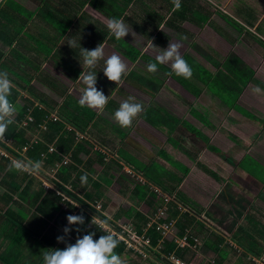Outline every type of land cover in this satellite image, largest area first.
<instances>
[{
	"label": "crops",
	"instance_id": "1",
	"mask_svg": "<svg viewBox=\"0 0 264 264\" xmlns=\"http://www.w3.org/2000/svg\"><path fill=\"white\" fill-rule=\"evenodd\" d=\"M67 3L76 5L75 7H77L80 13H86V20L93 30V38H88V43L90 44V48L88 47V49L92 50L99 44H102L105 49V59L112 53H116L128 64V75L124 77V82L126 87L131 90V93L128 90L127 92H129L132 97L138 94L137 96H142L146 100H150V98L155 97L156 93L161 89H163L161 91L165 95V101L163 102H155L152 104L149 101L147 104L141 103L144 107L143 112L139 114L142 124L137 128L141 136L140 138H135L132 134L124 131L121 126L117 127L116 124L106 126L95 118L89 122H87V119L80 118V115L89 118L92 113V109H90L89 116L87 114L88 112L86 113L85 110L80 112L83 109H81L77 101H79L81 94H77V89L72 87L73 85L79 84L86 88V85L83 84L81 79L76 83V80L82 72L79 70V67L83 64V58L77 60L79 64L75 71L66 73V78L69 80L72 79L71 81L74 82L73 85L69 86V92L60 88L61 82L67 84V80L63 79V77L55 83L51 82L49 85L48 83L45 84L46 89L51 93L62 94V92L66 91V95L60 101H55L51 97H46V105L50 108V111L56 110L60 119L65 121L69 120L73 123V128L69 125H66V127L74 130L76 142L83 139L87 147L101 152L104 155L103 159H105V151L100 148L102 146L106 147L109 145V153L111 154V152L114 151V154L118 155V157L115 158L112 156L110 160H108V162L110 161V167L104 166L106 169L103 168V165L100 164L99 166L97 164L98 167L94 170V174L86 168L87 166L83 167V164L79 165L92 179L93 177H95V180L103 177V181L100 182L103 190L100 189V192L104 195L95 199L94 203H91V205L107 218V223L104 224L103 228L106 234L111 230L118 231L117 227L121 224L133 225L132 218L135 214L132 212L129 220H124L122 218V211L134 209L141 212L143 205H146V203L143 199H140L139 196L149 189L150 183H153L149 181V178L162 180V183H158L157 186L161 184L166 188L164 190H167L166 185H173L176 177L183 178L186 175L188 176L190 170H192L194 175V187L196 189H201L204 194L209 185L211 186L210 189H212L211 202L207 203L206 200L201 197L202 199L200 198V201H194V204H192L193 208L195 207V209L202 210L200 203H203L207 207L209 206L210 210H212L211 219L217 223H221V218L232 219L229 211H233L232 207L237 204L238 197L241 193V191L234 186V183L237 184L240 182L244 184V181L252 180L253 183L259 185L260 189L263 188V182L258 178L259 174L254 168L242 167L241 164L246 154H249L254 161L264 166V135H261V132H264V119H262L264 118V88L262 87L264 86V0H180L181 6L179 9L174 7L173 0H47L45 4H40V0H0V64L4 65L5 62L11 64L13 60L18 62L16 58L21 54L26 57L29 63L38 66V62L42 61L44 57L38 54L39 50H35V48L32 50L25 48L26 45L18 38L19 35L22 36L24 34L25 30L23 27L14 37L12 33L15 29V31H18L20 23L25 26L24 24L27 21H35L37 32L39 29V33L46 32L48 24L44 23L41 19L42 16L38 15V11L40 9L43 11L53 10L51 13H54L57 11V7L63 9ZM14 5H17L20 13L13 10L11 11ZM30 5H34L33 10L27 9ZM22 10L29 11L31 15L25 17V12ZM17 18H19V20ZM113 18L122 19L130 30L129 34L122 40H116L107 28V22ZM22 20H24V22ZM17 22L19 25L15 27V23ZM65 35L66 40L63 37L61 43L67 42L68 38L70 39L69 33ZM72 40L78 41L77 35L72 38ZM170 41L172 43L182 44L180 49L181 55L193 70L195 66L205 68L214 75L219 69L222 75V81H224L225 78H234L232 81L237 84V87L242 85V82L240 83V76L242 74L246 73L247 70L253 73L252 79L255 81L249 80L247 82L242 88L237 100L240 102V97L243 95L244 104L246 106L253 105L255 114L249 113L237 105V103L236 105L239 109L229 108L222 103L217 96H214L208 91L206 86H203L197 81L194 75L191 77L192 80L177 75L174 77V80L190 94V97H194L203 104V113L207 112L208 115L212 114V116L220 119V121L224 123L225 126H218L216 144L210 142L209 135L205 133V127L212 128L214 126L203 114L198 115L194 112V119H197L201 123L200 126L194 125V127L200 131L202 136H192L191 134L189 135L188 132L186 133L187 130L185 125L180 123L185 120L178 119L172 112L174 104L172 103V98L169 97L171 95V93H169L170 91H167L165 87H161V83H164L162 82L163 76L161 78L157 76L156 78L152 75L147 77L132 70L137 61L141 62L142 60L146 65L149 63H157L155 59L156 55L160 51L166 49ZM17 42L22 44H18V46L14 48L11 47L12 44H16ZM63 50H65V48ZM133 51L136 53L139 52L138 57L134 61L130 58L134 55L132 54ZM29 53H33L37 60L31 58L30 55H28ZM232 55L234 59L231 58ZM44 59L46 60V58ZM44 66L47 65L43 64V67ZM48 67L53 68L51 66ZM104 67V60H101L95 69L83 67V70L85 72L86 69L87 72L94 71L97 74V85H100L101 88L108 89L109 94H111L114 82L109 81L104 75ZM169 67H171L170 63L163 65L157 63V68L160 71L162 70L167 73L171 70ZM231 67H238L240 69L241 73L238 77L232 75V72L229 70ZM160 71H158L159 74ZM36 73H38V70ZM225 74L226 76H231L226 77ZM70 75H72L73 78H70ZM178 78L181 79L179 80ZM221 78L217 80L221 81ZM194 79L197 82L196 85L194 84ZM144 80L145 83L148 84L147 86L143 84ZM183 80H185L183 83L198 87L201 90L199 95L196 96L194 94L193 88L185 87L182 84ZM169 81L172 82L173 80L169 78ZM57 83H59V85H57ZM155 87L157 90L154 92V96H152L150 92H152ZM256 87L262 90L261 93H253L252 90ZM97 88L100 90L99 87ZM214 88L218 89L219 93L224 95V87L218 86ZM166 95H168V97ZM169 99L171 100L170 104L168 103ZM216 103L219 105H215ZM72 109H76L80 113L76 114ZM151 109L155 111L159 110L165 117L169 116V118L173 117L178 119L175 127H171L169 123H166L170 120H164L165 122H163V120L154 117L153 113H150V116L145 118L143 115L145 114L144 112L150 111ZM257 111L263 112V115L257 114ZM248 114L255 117V119L249 117ZM75 115L78 116V119L75 118ZM106 116L108 119H114L113 114L110 112H107ZM203 117L208 119L207 122L202 121ZM105 131L107 134L102 136L101 133ZM115 135L121 140H124L128 145L125 148L120 147L116 150H110V144L111 146L113 145L114 139L112 138L115 137ZM180 135L183 138H180ZM89 136L93 137L95 140L89 142ZM186 140L196 145L194 155L184 151L186 150L184 147L185 145L183 146L180 141L185 142ZM154 143L160 144L158 145L160 149L157 152L150 147L154 145ZM209 145L214 146L218 151L215 152ZM168 147L169 149H167ZM82 154L85 153L80 152L79 158L82 162H86L87 154H85L84 157L81 156ZM137 156H142V158H138ZM183 158L194 161V169H191V167L189 168L187 162L184 161ZM199 163L208 167L215 175L210 174ZM112 164H114V166ZM183 166L189 168L185 175L183 174ZM130 167L138 173L136 174V172H134V174H130L126 172ZM110 168H112V172H109L108 169ZM119 168L121 169L119 170ZM47 171H49V169ZM126 173H128V175ZM28 176L34 184H41L44 191L49 192V189L44 187L41 181L51 182L47 181V179L44 180V178L38 175L35 176L36 179L29 174ZM172 177L173 180L168 179ZM105 180H110V182L107 181V183H105ZM164 182L166 185L163 184ZM153 184L156 185V183ZM185 184L188 185L187 182ZM89 186L90 184H88V187ZM160 188L162 187L160 186ZM201 190L199 196H202ZM4 192L7 191L0 185L1 217L5 210H16L17 207H19L23 210L22 212L26 214V216L21 219L22 222L33 213L46 222L45 226H53L55 215L60 214V210L58 209L51 218L43 217L36 209L35 203L30 206L28 201L18 200L15 192L11 193L10 201L4 205L2 203L3 198L1 197ZM72 210L68 214L76 215V212L81 211V208H75L76 212ZM155 213L156 212H148L151 216L155 215ZM60 215L62 216V214ZM248 215L250 214L246 213L245 219ZM95 218L100 222L106 220L98 216H95ZM64 219L65 223L62 225V229L68 225L66 217ZM231 224L232 228L230 227V231L228 230L227 232L230 237L234 235L238 226L243 225L240 221L236 222V224L234 222ZM150 225H147V227ZM44 230L45 228L42 229V232ZM145 230L146 228H143L141 234L144 235ZM222 232L221 235L225 234L226 229L222 230ZM79 233L78 236L80 237L87 234L86 230ZM218 236L220 237L216 239L218 241L227 239L223 235L220 236V234H218ZM77 237L72 236L74 239H77ZM174 241L177 245H180L178 239L175 238ZM191 242L192 244L190 243V245L194 247L195 240L191 238ZM148 248L147 246L146 254H142V258H139L134 252L125 247L127 252L125 251L126 253L121 255V258L126 264H171L160 259L161 256L159 258L154 253H150ZM158 248L159 245L153 247L154 250L156 249V252H159ZM147 253H149V255H147ZM219 253L220 255L218 252L215 253L216 257L214 258H212L213 253L207 256L213 260L215 258L221 260L223 256V260H225L227 251L225 252L224 249L219 248ZM193 258L194 253H192V259ZM239 261L240 260L235 261L234 264H242L241 261ZM219 264L222 263L219 262Z\"/></svg>",
	"mask_w": 264,
	"mask_h": 264
},
{
	"label": "trees",
	"instance_id": "2",
	"mask_svg": "<svg viewBox=\"0 0 264 264\" xmlns=\"http://www.w3.org/2000/svg\"><path fill=\"white\" fill-rule=\"evenodd\" d=\"M46 1L47 0H40V4H45ZM75 6L76 5H71L70 3H67L63 9L56 6L57 11L54 13H51L49 10L43 11L40 9L38 11V15H41V19L44 21V23L48 24L47 31L39 33V29L37 36L31 31H25L23 34L27 39L39 38L38 40H34V42H27L25 47L26 49L32 50L35 48V50H39L38 54L42 55L44 58L47 56H51L49 57L50 59L55 58L56 62H58L65 69V72H72L77 69V65L79 64L77 60L82 58L80 55L81 48H90L88 38H93V30L86 20V13H80ZM12 10L20 13L17 5L12 6L11 11ZM22 11L25 12V17H29L31 15V13H29L27 10ZM43 17L46 19H43ZM22 27L23 24L20 23L18 31H15V29L12 33V36L14 37ZM66 33L70 34V39L68 38L67 42L61 43V39L63 37L66 40ZM76 35L78 40L76 41L77 47L73 49L69 46L68 42ZM64 48V52L61 51V49ZM134 52L135 51L132 53L134 55L130 57L133 61L138 57L139 53ZM231 58L234 59V56L232 55ZM16 59L18 62L13 60L11 64L9 62H5L4 65L0 64V71H6L9 74V78L12 80V83L14 84L12 95L9 97V99L18 109L15 116L16 123L11 125L9 131L6 133V139L9 141L10 145L0 142V148L5 151V154H0V185L3 186L7 191L1 196L3 198L2 203L4 205L8 203L11 199V193L15 192L18 200H26L29 202L30 206L35 203L36 209L43 217L51 218L58 209L60 210V214H62V216L60 214L55 215L54 225L45 226L46 222L33 213H31L29 218L22 222L21 219L26 216V214L23 213V210L19 207H17L16 210H5L2 214V217L0 215V221H2L0 222V264H44L43 253L45 251H53L54 248L63 249L67 246L66 242H58L56 237L58 235H64V232H62L61 229L62 225L65 223L64 218L67 217V214L72 209H74V207L67 203L68 209L66 211H62L59 205L61 198L60 195L56 194L53 190L45 192L41 184H34L27 173L9 171L8 165L11 163V158L25 161H42L43 168L39 173L40 176L44 179H47V181L51 182L52 185L58 188L61 192L82 205V214L85 216L86 221L85 225L81 226V231L86 230V233L94 232V239H98L101 235H106V232L102 228L90 223L93 216H98L107 220V218H105V216L100 211L91 205V203H94L95 199H98L104 195L102 192H100V189H103L99 181L92 179L89 176L87 185H82L80 176L85 172L79 165L83 164V167L87 166L86 168L91 172H94L96 167H98L97 164L99 166L100 164L103 165L104 169H106V167H110V165L104 162V155L101 152L87 147V144L83 139L76 142V134L74 130L66 127L67 124L73 125L71 121L60 119L58 117L59 114H57L56 111L55 113L57 115L54 113V120L49 117L52 111L50 112V108L46 105V97H51L55 101H60L66 95V91H61L62 94L51 93L48 89H46L45 84L48 83L49 85L51 82L55 83L63 77V79L67 80L68 86H71L74 83L71 81L72 79H67V74L61 75L54 67L49 68L48 66H44L47 74H37L36 72L38 70V66H34L33 63H29L26 60V57L19 54ZM229 70L235 77H238V75L241 73L238 67H231ZM193 75L195 79L197 78V81H199L203 86H206L208 91H210L214 96H217L222 103L227 105L229 108L236 109L239 108L235 104V101L240 95L242 88L249 80H253V73L250 70H247L246 73L240 76V83L242 82L240 87H237V84L233 83L232 79L234 78H225L224 81H222L223 79L221 78L222 75L219 72V69L213 75L207 69L195 66ZM230 76L231 75H228L226 77ZM218 78H221V81H218ZM178 79L180 80L181 78ZM183 82H185V80L182 81V84L187 88H193L194 94L196 96L199 95L201 90L198 87ZM143 84H145V86L148 85L145 83V80ZM57 85H59V83H57ZM218 86L224 87V95L220 94L219 90L214 88ZM156 87L152 90V92H150L152 96H154V92L157 90ZM262 87L264 88V86ZM18 99L22 100V106H18L16 104ZM81 109L85 110L86 113L88 112L87 114L89 116L90 108L81 107ZM72 111L76 114L82 112H78L76 109H72ZM150 111L144 112L145 114L143 115L145 118H148L150 113H153L154 117L163 120V122L170 120L166 123H169L171 127H175L176 123L178 122V119L173 117H165L159 110L155 111L151 109ZM91 112L92 113L90 114L89 118H85L81 115L80 118L87 119V122L93 118L97 119L96 113L93 110H91ZM248 116L255 119V117L251 116L250 114H248ZM28 117L30 119H27ZM75 118L78 119V116L75 115ZM21 120H24V124L20 126L19 122ZM207 120L208 119L205 117L202 118L203 122H207ZM180 123L185 125L189 135L202 136L200 131L190 123L185 121H181ZM25 146L26 149L23 150V154L20 155L19 152L21 151V148ZM49 146L52 148L50 152L47 150ZM209 146L215 152L218 151L214 146ZM184 151L188 152L187 150ZM80 152L87 154L86 162H82V160L79 158ZM64 157L67 158V161L61 163V160ZM253 162L254 165L257 164L259 166L257 168H252H254V170L259 174L258 178H260V180L263 182L264 188V166L254 160ZM55 164H58L55 173L57 178L53 179L48 177L45 171L53 167ZM202 167H204V169L210 174L215 175L208 167L204 165H202ZM188 170L189 168L183 166L184 174H186ZM126 174L128 175V173ZM168 179L173 180V177ZM180 179V177H176L175 181L178 182ZM107 181L110 182V180H105L104 182L107 183ZM149 181L156 183L157 185L158 183H162V180L160 179L155 180L153 178H149ZM88 184H90L89 187ZM238 184L243 186V183L241 184L238 182ZM66 185H69V187L67 188ZM159 185L162 187V189H166L161 184ZM167 191L171 192V190ZM257 196L264 199L263 192H260ZM139 197L146 203V205H143L142 209L148 210L150 213L156 212L157 208L163 204V200L165 199L162 195L157 194L156 191L151 189H147ZM165 202L166 200H164V203ZM122 212V218L124 220H129L132 212L135 214L132 218L133 229L135 232L141 234L143 228H146L144 236L150 240L151 245L148 246L150 253H154L159 258L161 256L160 259L165 260V262H169L166 257L171 254L185 262H188V260L192 258V252L191 250H188V246L180 247L174 241L176 236L182 237L185 235L184 228H191L193 226V216L191 217L192 214L189 212L185 214H179L178 208H176L171 203L169 209L166 210L164 215L161 216V219H159L160 222H169L171 218H174L178 214L179 216L181 215V217H184L181 228L178 230L176 236H173L170 233H164L162 229L157 228L156 223H152L147 227L146 223L148 218L141 212H138L134 209ZM78 214H81V212L76 213V215ZM246 220H248V222L238 226L234 235L231 237L237 242L244 240V243H242L244 248L253 252L257 256H260L264 253V227L261 225L258 227V221L251 215H248ZM176 225H179L178 221L176 222ZM76 227L77 226L75 225L72 226L73 231L71 233L70 239L67 242L75 243L73 242L74 240L72 239V236L77 237L78 234H80L75 231ZM43 228H45V230L42 232ZM117 229L120 230L121 228L118 226ZM254 234L259 235V239H262V242L258 243L256 239L252 238L251 235ZM187 236L189 237L190 233H188ZM217 238L219 239L220 237L217 236L216 239ZM188 239L189 240L187 241L191 243V238ZM157 245H159V252H156V249H153V247ZM211 245L212 244H210V247H212ZM25 246L29 247L23 250ZM212 249L218 252L220 255L219 248H217V246L213 247ZM130 250L134 252L139 258H142L141 254L132 249ZM125 251L126 249L124 244L120 241V245H118V247L115 249V252L121 256L127 252ZM222 260L223 256L221 260L218 261V264L219 262H222Z\"/></svg>",
	"mask_w": 264,
	"mask_h": 264
},
{
	"label": "rangeland",
	"instance_id": "3",
	"mask_svg": "<svg viewBox=\"0 0 264 264\" xmlns=\"http://www.w3.org/2000/svg\"><path fill=\"white\" fill-rule=\"evenodd\" d=\"M34 4V3H31ZM34 5H30V7H27V9L33 10ZM51 12H53V10H49ZM19 20V18H17ZM43 19H46L45 17H43ZM24 22V20H23ZM19 24L18 22L15 23V27H17ZM25 26H23V29L25 31H31L34 32V34L37 36V30H36V25H35V21H27L24 24ZM24 31V33H25ZM50 32V31H49ZM18 38L21 40V42L26 45L27 42L31 41L34 42V40H38L39 38H31V39H27L24 35L22 36H18ZM17 42L16 44H12L11 47H16L18 46V44H22ZM55 44V43H52ZM51 44V46H52ZM61 47V46H60ZM61 51H64L63 49H61ZM13 52V50H12ZM11 53V52H9ZM28 55H30L31 58H34L35 60H37V58L34 56L33 53H29ZM55 56V55H54ZM49 57L51 56H47L46 60L43 58L42 61L38 62V73L37 74H46V70L43 67V64L47 65V66H51L54 67L57 72L59 74H63L65 75L67 73V71L65 72V69L58 63L56 62L55 58L50 59ZM36 62V61H34ZM171 65V64H170ZM171 69V67H169ZM80 71H83V67L81 64V67H79ZM133 71H135L138 74H141L143 76H157L159 78H161L162 76L164 83H161V87L162 88H166L167 91H170L169 93H171V95L169 96L170 98H172V103L174 104V108H173V113L178 117V119H182L187 121L188 123H190L191 125H195V126H200L201 123L197 120L194 119V112H196L198 115H205L206 118L209 119V122H211L213 124L214 127L212 128H206L205 127V133L207 135H209L210 137V142L216 144L217 143V138H216V134L218 133L217 129L218 126L220 127L225 126L224 123H222V121H220V119L215 118L214 116L208 115L207 112L203 113V104L199 102V100L195 99L194 97H190V94L187 93L181 86L180 84L174 80V77L176 76V74L171 70H169V72H164V71H160L159 72H149L147 70V65L146 63L144 64V62L141 60V62L137 61L136 65H134V68L132 69ZM87 73V69L86 72ZM173 76V78H172ZM70 78H73L72 75L69 76ZM156 77V78H157ZM158 78V79H159ZM169 78H171L173 81H169ZM80 78H78L76 80V83H78V80ZM57 80V79H56ZM189 80H192L191 78ZM113 89H112V93L109 94V90L105 89V88H101L100 85H97V87H99L100 90H102L104 92V94H106V96L109 97L108 100V104L106 106V108L101 112L98 109H92L96 115H97V120H99L102 124H105L106 126H111L115 125L117 127H120L119 123L115 120V119H108V117L106 116L107 112H110L111 114H113L114 117V112L119 108L121 102H123L124 100H127L130 96L132 97V95L130 94L131 90L128 89L125 85L124 82V78L122 79V82L120 84H116L115 82L113 83ZM179 84V85H178ZM194 84L196 85L197 82L194 79ZM72 87L77 89V94H82L83 90L85 89L84 87H82V85H73ZM60 88H62L63 90H66L67 92L70 91L69 86L66 83H62L60 84ZM127 90L130 92H127ZM163 90V89H161ZM158 91L155 95V97L150 98V100H146L145 98H143L142 96H133V102L136 103H152L154 104L155 102H163L165 101V95L163 94L162 91ZM135 93V92H134ZM109 94V95H108ZM133 94V93H132ZM168 97V95H166ZM243 95H241V100L240 102L237 100L235 101V104L237 103V105H239L241 108L245 109L246 111H248L249 113H254V108L253 105L249 106V105H245L244 104V99L242 98ZM239 98V99H240ZM171 100L169 99V104L171 103ZM79 102V101H77ZM208 102V101H207ZM22 100L18 99L17 100V105L18 106H22ZM215 105H219V104H215ZM79 109V108H78ZM91 109V108H90ZM172 109V108H171ZM81 110V109H79ZM170 110V109H169ZM56 110H52L51 114L49 115V117L54 116V112ZM84 111V110H81ZM57 112V111H56ZM169 114V112H168ZM255 114V113H254ZM257 114H261L263 115V112L257 111ZM108 119V120H107ZM264 119V118H262ZM23 124V123H22ZM142 124V120L140 119V115L138 117H136L133 120V125L130 128H125L122 127L124 131H126L127 133L132 134V136H134L135 138H140L141 134L140 131L137 129L140 127V125ZM70 126L71 128H73V126L71 124H67V126ZM21 126V125H20ZM138 130V131H136ZM93 132V131H92ZM98 132V131H96ZM99 133V132H98ZM187 133V131H186ZM100 134V133H99ZM97 134V135H99ZM106 133L103 132L101 133L102 136H104ZM188 135V134H186ZM185 135V136H186ZM261 135H264V132H261ZM180 138H183L181 135L179 136ZM163 138V137H162ZM112 139H114V143L111 146L110 144V150H116L117 148L120 147H126L128 144L124 141L121 140L118 136L115 135V137H113ZM89 142L94 141L95 139L91 136H89L88 138ZM179 141V140H178ZM181 144L185 147V149L188 151L189 154L194 155V149H196V145L193 142H190L188 140H186L185 142L180 141ZM6 145H10L9 141L7 139H5V141L3 142ZM100 145V144H99ZM160 144H156L154 143V145L150 146L153 148V150L155 152H157L160 148V146H158ZM164 147V146H163ZM101 149H103L105 152V160L104 162L110 165V161L108 162V160H110V158L113 157H118V155L114 154V151L111 152V154L109 153V145L104 147H100ZM25 147H22L21 150H25ZM169 149V147L167 148ZM1 150V149H0ZM2 153H5V151L1 150ZM23 152L20 151L19 154ZM20 154V155H22ZM82 157L85 156V154L81 155ZM138 158H142V156H137ZM181 158V157H180ZM13 158H11L12 161ZM184 161L187 162V166H189V168L191 167V169H194V161H190L188 159L183 158ZM114 166V164H112ZM242 167L246 166V167H254L257 168L259 167L257 164L254 165L253 159L249 154H246L245 158L242 161ZM58 167V166H57ZM121 167V166H120ZM112 168L108 169L109 172H112L111 170ZM121 168H119L120 170ZM107 170V172H108ZM126 172H129L130 174H134V172H136V174L138 173L137 171H134L133 168H129V170H127ZM45 173L48 175V177H53L56 179L55 173H56V169L54 171H45ZM95 172H92V174H94ZM184 174V173H183ZM185 175V174H184ZM34 179L35 176L31 175ZM40 176V174L38 175ZM96 176V175H95ZM138 176V175H137ZM103 177L101 178H97L96 180L99 182H102ZM183 179V180H182ZM45 180V179H44ZM247 180V179H246ZM188 183V185H186L185 183ZM42 185L44 187H47L49 190H53L55 191H59V193L64 194L63 192H61L58 188L54 189L55 186H53L51 183L48 182H42ZM234 183V182H233ZM163 184L166 185V183L164 182ZM167 186V190H171V192L164 190L162 188H160V186H157V184H153L150 183L149 185V189L156 191L157 194H160L163 196V198H165L164 200H166L168 202L167 205H165L164 200H163V204L160 205L157 208V211L155 213V215L151 216L148 214V210H144L142 209L141 212L148 218L149 221H147L146 225H150L152 222H155L158 218L157 216H159L161 213L162 215H164L165 211L169 209V206L171 205V203L178 208L180 214L183 213H190L192 214L191 217L193 216V226L191 228H184L185 231V235L182 237H178L176 236L178 230H180L181 225L183 223V219L184 217H181V215L179 216V214L177 216H175L174 218H172L169 223H159L160 225H162L164 227V233H170L173 236H176L175 238L179 240L180 242V247H184V246H188V250H191L192 253H194V258H190L188 260V263L185 264H206V263H212L213 264H217V262L219 261V259L215 258L214 260L211 259L210 257H208L207 255H210L213 253V257H216L217 253L216 251H213V247L217 246L220 249H224V251H227V256L225 257V260H223L222 264H234L235 261L240 260L242 263L245 264H264V253L261 254L260 256L255 255L253 252L247 250L246 248H244V246L242 245V243H244V240H241L240 242L235 241L232 237H230L228 230L230 231V229L232 228V222H234L236 224V222H242V224H245L248 222V220L245 219V215L246 213H249L254 219H256L258 221L259 224H257V226L259 227L260 225L264 227V199H262L261 197L257 196L260 192L264 193V188L260 189L259 185H256L255 183H253V181H244L243 186L239 185L238 183L235 184L234 186H236L238 188V190L241 191L239 197H238V201L237 204L234 205V207H232L233 211H229L230 212V217H232V219H224L221 218L222 221L221 223H217L216 221H213L211 219L212 215H211V211L209 206H205L203 203H200V206L202 208V210H198L195 209V207L193 208L194 201H200L202 198H204L206 200V202L210 203L212 200V195H211V186H208V189H206V193L204 194L203 191L201 190V194L202 196H199L200 190L196 189L194 187V175L192 173V170H190L188 172V176L186 175L185 177H181L180 181L173 182V185H166ZM66 187L68 188L69 185H66ZM51 188V189H50ZM237 194V192H236ZM65 196L69 197L68 195L64 194ZM202 197V198H201ZM245 197V198H244ZM70 200H72V203L67 202L68 204H71L73 207L75 205H79L78 208H81V210L83 209L82 205L79 202L74 201L71 197H69ZM201 198V199H200ZM61 199V198H60ZM76 202V203H74ZM63 203L62 201L59 202V205ZM93 204V203H92ZM62 211H66L68 209H62V206H60ZM195 209V210H194ZM75 210V207H74ZM76 212V210H75ZM81 212V211H79ZM76 212V213H79ZM228 213V212H226ZM189 214V215H190ZM190 217V218H191ZM178 221L179 225H176V222ZM119 227H121L122 230L128 229L130 232H135L133 229V225L131 224H121ZM231 227V228H230ZM226 229L225 234H222L224 237H226L227 239H223L222 241H218L216 240V237L218 236V234L221 235L222 230ZM262 230V228H261ZM115 232V233H114ZM109 233H113L115 235H117V231L115 230H111ZM188 233H190V236L188 237ZM252 238L256 239V241L258 243L262 242V239H259L260 236L259 235H251ZM188 238H192L195 240L194 242V247H192V245H190V242L187 241L189 240ZM74 241H76V239L72 238ZM192 244V242H191ZM210 244H212L210 247ZM29 246H25L23 250L27 249ZM190 254V253H188ZM147 255H149V253H147ZM188 257V255H187ZM170 263L171 264H184L182 261L176 259V258H170Z\"/></svg>",
	"mask_w": 264,
	"mask_h": 264
},
{
	"label": "clouds",
	"instance_id": "4",
	"mask_svg": "<svg viewBox=\"0 0 264 264\" xmlns=\"http://www.w3.org/2000/svg\"><path fill=\"white\" fill-rule=\"evenodd\" d=\"M173 4L176 9H179L181 6L180 0H173ZM107 28L118 41L124 39L130 32L128 26L122 19L113 18L109 20L107 22ZM68 44L73 49L77 47V42L75 40H69ZM181 47V43H172L170 41L168 47L160 51L155 59L157 63L161 65L170 63L172 71L177 76L190 79L193 75V69L182 57L180 52ZM80 55L83 58V67L88 69H95L98 63L104 60V75L109 81L115 82L116 84H120L122 79L128 75V64L120 55L112 53L105 59V49L102 44H99L92 50L82 47ZM157 63H149L147 65V70L152 73L157 72ZM79 78L82 80L83 84L86 85L79 99L80 107L98 109L102 112L108 104L109 97L106 96L102 90H98L97 74L94 71H88L87 73L82 71ZM13 87L14 84L9 78V74L6 71H0V142L5 141L6 133L9 131L10 126L16 123L15 116L18 109L9 99L12 95ZM252 91L253 93L259 94L262 90L256 87ZM133 99V97H129L127 100L121 102L119 108L114 112V119L121 127H132L133 120L144 110L143 105L133 102ZM22 121L24 120L19 122L20 125H22ZM42 168V161H25L16 160L15 158H13L8 165L9 171L28 173L33 176L39 175ZM93 179H95V177H93ZM80 181L82 185H87V172L80 176ZM167 203L166 201L165 205H167ZM75 206L78 207L79 205L77 204ZM82 213L83 210H81V214L78 215H67L66 219L68 225L63 229L61 228L64 235H58L56 237L58 242H66L67 246L63 249L54 248L53 251H45L43 253L44 264H126L121 256L115 252L121 240L113 233L101 235L98 239H94L95 233L89 232L82 237L78 236L75 243L67 242L71 237L73 225L77 226L75 228L77 233L81 232V226L85 225L86 218ZM90 223L103 229L107 220L100 222L93 216Z\"/></svg>",
	"mask_w": 264,
	"mask_h": 264
},
{
	"label": "built area",
	"instance_id": "5",
	"mask_svg": "<svg viewBox=\"0 0 264 264\" xmlns=\"http://www.w3.org/2000/svg\"><path fill=\"white\" fill-rule=\"evenodd\" d=\"M51 118L53 120L55 119L54 116H51ZM27 119H30V118L28 117ZM22 123L24 124V121H22ZM51 149L52 148L49 146L47 148L48 152H50ZM1 150H0V154H5V153H2ZM42 156H44V155H42ZM66 161H67V158L64 157V158H62L61 163H64ZM57 166H58V164H55L49 170L50 171H54L57 168ZM54 189H56V187ZM55 193L61 196L60 201H62L63 203H61L60 206H62V209L66 210L67 207H68L67 206V202H71L72 200H70V198L65 196L64 194L59 193V191H55ZM74 203H76V202H74ZM73 205H74L75 208H78V207L75 206V204H73ZM72 211H75V210H72ZM161 216H162V213L159 216H157L158 217V218H156L157 220L155 222H153V223H156V226H157L158 229H162L164 231V227L162 225H160L159 223H169V222L168 221L167 222H160L159 219H161ZM116 236H117V238L119 240L123 241V243H124L126 248L132 249V250L138 252L141 255L142 254L145 255L146 254L145 252H147L146 251V247L150 246V242H149V239L147 237H145L143 234H138L137 232H130L128 229H125V230L120 229V230H118ZM171 257L182 261L184 264L188 263V262H185V261L175 257L173 254L167 256L166 259L170 262L171 261L170 260Z\"/></svg>",
	"mask_w": 264,
	"mask_h": 264
}]
</instances>
